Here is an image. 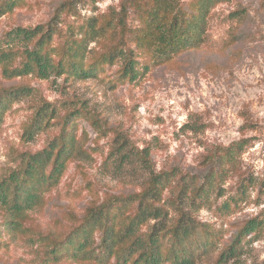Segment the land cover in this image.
I'll return each mask as SVG.
<instances>
[{"label":"rangeland","instance_id":"obj_1","mask_svg":"<svg viewBox=\"0 0 264 264\" xmlns=\"http://www.w3.org/2000/svg\"><path fill=\"white\" fill-rule=\"evenodd\" d=\"M119 3L22 0L0 9V89L19 90L0 110V176L22 169L29 154L51 143H73L64 173L40 186L19 228H7L0 208V264H113L73 257L83 237L69 234L83 225L89 206L111 195L136 196L152 181L162 188L155 204L168 213L158 222L169 229L163 254L174 239L171 228L184 218L193 229L185 247L198 254L193 264H264V0L215 1L199 47L163 64L136 49L135 80L123 76L125 58L79 78L71 64L87 67L117 41L114 24L100 27ZM38 25L53 29L47 49L64 63L47 77L24 71L25 49L34 42L8 35ZM74 109L79 115L62 136L64 117ZM199 190L204 200L193 204ZM134 209L126 207L119 223ZM156 221L140 227L144 238ZM251 224L255 231L243 235ZM100 237L95 230L89 246L97 248ZM64 239L72 240L68 253L51 258L47 250ZM232 244L233 253L218 262Z\"/></svg>","mask_w":264,"mask_h":264},{"label":"trees","instance_id":"obj_2","mask_svg":"<svg viewBox=\"0 0 264 264\" xmlns=\"http://www.w3.org/2000/svg\"><path fill=\"white\" fill-rule=\"evenodd\" d=\"M22 0H2L0 9L13 10ZM218 0H192L188 3L181 0H120L119 10L114 11L111 17L101 25L100 29H108L112 24L118 33L117 41L104 52L97 61L84 67L82 64H71V70L81 79L93 77L97 66L104 63H113L114 60L125 58L127 64L123 69V76L129 80L137 79L134 62L135 50L146 49V57L154 64H163L179 54L186 53L201 44L202 35L211 6ZM133 19L138 25L133 24ZM13 39L22 38L34 42V46L25 49L24 71L36 70L42 77L51 72H60L64 63L54 62L47 45L53 39V29L36 27H18L8 33ZM135 44V47L131 46ZM66 55L70 50H65ZM24 73V72H22ZM19 92L17 87L0 89V110L3 100ZM79 115L77 109L69 112L63 121L62 136L67 133L68 124ZM95 124V123H94ZM69 137V136H68ZM73 137H70L72 141ZM61 145L51 143L38 152L31 153L25 159L22 169H12L0 176V208L5 211L4 224L8 229L20 227L22 219L31 211L40 199L39 188L42 184H56L64 173L67 161L72 157L73 143L62 140ZM71 143V144H70ZM217 160L216 163H219ZM51 164L48 174L44 169ZM162 192L158 183L152 181L142 193L125 198L111 195L103 202L89 206L84 215L83 225L78 230H72L69 235L81 234L80 240L72 249L73 257L85 260L100 259L113 261V264H193L198 254L185 242L193 233L192 226L184 218L176 221L171 228L173 241L166 254L162 252V240L169 231L162 223L168 213L162 206L155 203V198ZM204 200L202 190L193 196V204ZM135 206L134 212L129 214L125 222L119 223L123 210ZM157 219L152 231L144 238L139 232L150 218ZM255 229V224L247 225L242 233L247 235ZM100 231V243L97 248L89 246L90 235ZM81 231V232H78ZM91 233V234H90ZM72 240L55 241L47 250L48 255L58 260L68 253V245ZM200 252L204 251V244H198ZM234 244L224 248L218 262L228 259L233 252Z\"/></svg>","mask_w":264,"mask_h":264}]
</instances>
